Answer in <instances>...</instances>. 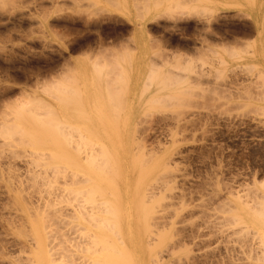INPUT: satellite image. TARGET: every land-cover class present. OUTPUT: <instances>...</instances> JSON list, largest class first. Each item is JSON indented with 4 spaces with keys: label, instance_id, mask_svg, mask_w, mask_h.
Returning <instances> with one entry per match:
<instances>
[{
    "label": "rangeland",
    "instance_id": "obj_1",
    "mask_svg": "<svg viewBox=\"0 0 264 264\" xmlns=\"http://www.w3.org/2000/svg\"><path fill=\"white\" fill-rule=\"evenodd\" d=\"M111 1L0 0V94L7 90L0 96V264H26V258L36 263L32 226L41 220L56 230L47 235V241L55 235L46 245H54L48 249L50 261L66 264L67 239L72 236L66 222L72 220L69 202L81 199L80 193L73 195L74 189H93L95 198L102 200L100 195L106 194L111 202L116 192L121 195L117 209L133 221L131 234H123L128 244L133 239L131 251L122 248L135 252L133 264H264V230L246 217L264 210V75L258 74L264 68V10L250 11L261 23L259 30L242 10H234L237 16L231 18L221 13L210 21L213 29L204 28L212 31L206 36L217 35L211 38L215 41L208 38L211 45L221 46L216 56L254 73L218 91L212 76L179 83L174 74L195 77L192 66L179 58L163 65L171 74L152 71L148 83L147 78L144 83L115 82L125 68L128 76L123 78L131 79L135 64L164 59L157 38L169 39L179 28L190 37L196 21L162 17L151 22H156L153 29L149 23V32L157 37L150 41L151 52L150 43L142 48L131 40L127 30L134 25L102 9ZM96 18L97 25L85 24ZM203 35H193L194 47H201ZM42 90L54 92L58 105L64 103L66 121L61 109L31 102L28 94ZM104 113L126 121L97 124ZM94 116L97 123L90 124L88 118ZM120 175L127 180L119 181ZM146 204L152 207L145 209ZM242 209L247 212L242 214Z\"/></svg>",
    "mask_w": 264,
    "mask_h": 264
},
{
    "label": "bare ground",
    "instance_id": "obj_2",
    "mask_svg": "<svg viewBox=\"0 0 264 264\" xmlns=\"http://www.w3.org/2000/svg\"><path fill=\"white\" fill-rule=\"evenodd\" d=\"M42 5V4H41ZM107 8H102V9H106L107 12L109 13H113V15L115 14H118L121 16H123L126 21L128 22V24H132L134 25L133 28L131 30H127V32L129 31V33H131V40H133L134 42H137L139 43L142 48L150 43V47H151V44L152 42L154 41L155 38L157 37H154L151 35V31L149 32V26L151 24V22H154L156 21L157 19L159 18H162V17H166L169 18V19H174V21L178 18H182L181 16H183V18H186V17H189V18H195V21L194 22L195 26L192 25L193 27L190 26V28H192L191 30L189 29L188 31H191V36L186 38V34L183 35L185 37L182 36L184 32L183 29L180 30V35L182 38L181 39H178L177 41H172L170 39H166V40H162L160 39L161 37L159 36L157 38L158 42L156 44V48L157 49H161L163 52H164V56H161L162 59L161 61L159 60H156V59H151L149 58L150 60H148V62L146 63H137L135 64V66L133 67L132 71H133V74L132 75H135V77H132L131 79H127L126 77V80L123 78V75H125L127 72H126V68L124 70H122V76L120 78H117L116 80H114L115 82H120L119 83H126V81L130 80V82H133V83H139L141 82V80H144L143 82L141 83H144L146 82L145 79L147 80V83L148 81L150 82V76L149 74H152L154 71L155 72H159L162 70L164 72H167L169 74H171L170 72V69L168 68H165V69H162L164 68L163 65H166L167 60L169 61V59H183V61L185 60L188 64H190V66H192V68L194 70H192V73H193V76L195 75L194 78L191 77V75L189 74L188 75H183L182 73L180 74H174L175 76H177V79H178V76L179 78L183 79L184 77H186L185 79H183V81L180 82V79L179 80V83H184V84H187L190 83V80L191 79H195L197 81H201L203 82V77L204 78H207V77H213L214 79V86L213 88L220 91L221 90H225L228 89L229 87L231 86H234V84L236 83H239L238 81L240 80H244V78H246V76L248 77L249 75H252L254 74L251 70L247 69L245 65H242V64H237V63H233L232 60H228L226 57H222V56H216L217 52H216V49H218V45L217 44H212L211 45V41L210 39H214V36L209 35V36H206L208 35L210 32L212 33V31H209L208 33V30L206 31L207 29V26H210L209 23L210 21L213 19V20H217V17L220 16L221 13H229V17L231 18L232 16H237L236 13H234V10H242L243 13H245V16L246 17H249L248 19H251V22L254 23L255 27L259 30L260 27H261V23L258 22V20L256 18H251V15H250V11H263L264 10V0H112L110 2V4L108 3V5H106ZM101 9V10H102ZM44 11V10H43ZM42 11V12H43ZM105 11V12H106ZM241 11V12H242ZM48 12V11H46ZM231 12V13H230ZM239 12V11H238ZM53 13V11L51 12ZM50 13V14H51ZM242 13V14H243ZM43 14V13H42ZM47 14V13H46ZM49 12H48V15H50ZM232 14V15H231ZM238 14V13H237ZM44 15V14H43ZM42 15V16H43ZM228 15V14H227ZM46 16V15H45ZM101 16V15H100ZM112 16V15H111ZM117 16V15H116ZM185 16V17H184ZM44 17V16H43ZM48 17V16H47ZM107 17V16H106ZM221 17V16H220ZM224 17H228V16H224ZM41 18V17H40ZM46 18V17H45ZM43 18V19H45ZM109 18V16H108ZM111 18V17H110ZM114 18V17H113ZM237 18V17H236ZM240 18V17H239ZM102 17H99V21L101 20L102 21ZM220 19V18H218ZM229 19V18H228ZM114 20V19H113ZM117 20V19H116ZM44 21V20H43ZM86 21V20H85ZM91 21V20H90ZM98 21V18H96L95 20H92V22L87 23V21L85 22V24H91V25H95L96 22ZM158 21V20H157ZM181 21V20H180ZM179 21V22H180ZM221 21V20H220ZM84 22V21H83ZM227 22V21H226ZM100 23V22H98ZM150 23V24H149ZM178 23V22H177ZM176 23V24H177ZM211 23H213L211 21ZM216 23V22H215ZM241 23V22H240ZM156 25V22L153 23V25ZM161 24V23H159ZM165 24V23H164ZM181 24V23H180ZM42 25V24H41ZM97 25V24H96ZM152 25V24H151ZM150 25V26H151ZM152 25V29L153 26ZM158 25V24H157ZM175 25V23H174ZM248 26V24H246ZM245 25V26H246ZM161 26V25H160ZM164 26V25H163ZM170 26V25H169ZM179 27L181 25H178ZM177 26V27H178ZM213 26V24H212ZM212 26H210L212 28ZM149 27V28H148ZM159 27V26H157ZM165 27V26H164ZM173 28H175V26L172 25ZM176 27V29H177ZM187 27V26H186ZM208 27V28H210ZM89 28V27H88ZM206 28V29H204ZM119 29V28H118ZM128 29V28H127ZM160 29V28H159ZM175 29V31H177ZM185 29V28H184ZM213 29V28H212ZM151 30V29H150ZM204 30L206 32V34L204 33ZM153 31V30H152ZM187 31V29H186ZM119 32V31H118ZM156 32V31H155ZM161 32V31H160ZM242 33H245L247 32V28H243L241 30ZM154 33V31H153ZM203 33L204 35L202 36V39H201V42L203 43L201 45V47L197 48V47H194L193 46V43H194V38L193 35H197V34H201ZM208 33V34H207ZM216 33V32H215ZM220 33V32H219ZM229 33V32H228ZM237 33V32H236ZM233 34V33H232ZM222 35V34H221ZM231 35V34H230ZM242 35V34H241ZM244 36V35H243ZM169 37V36H168ZM177 37V36H176ZM220 38L219 39H225L227 36H219ZM163 38V37H162ZM170 38V37H169ZM173 38V37H172ZM180 38V37H179ZM210 38V39H208ZM218 38V37H217ZM232 38V37H231ZM236 38V37H235ZM153 39V41H152ZM196 39V38H195ZM199 39V37H198ZM211 39V40H212ZM233 39V38H232ZM238 39V38H237ZM101 40H102V37H101ZM156 40V39H155ZM86 41V40H85ZM152 41V42H150ZM210 41V42H209ZM212 41H215V40H212ZM238 41V40H237ZM99 42V41H98ZM84 43V42H83ZM102 44V42H100ZM196 43V42H195ZM98 44V43H97ZM154 44V43H153ZM78 47L77 48H82L81 46L82 45H77ZM86 48L89 49L91 47V43L87 42L86 43ZM170 47L169 49L167 47ZM101 47V46H100ZM149 47V46H148ZM149 47V48H150ZM154 47V45H153ZM215 47V48H214ZM73 49L75 47H72ZM128 50H130L129 46L126 45V47ZM159 49V51H160ZM172 49V50H171ZM99 50V49H97ZM103 50V49H102ZM151 52L153 51L152 50V47L151 49ZM185 50V51H184ZM101 50H99L100 52ZM126 51V50H125ZM132 51V50H130ZM160 51V52H162ZM184 51V52H183ZM54 52V51H53ZM98 52V51H97ZM158 52V51H157ZM131 53V52H130ZM133 55H134V52L132 51ZM145 53V52H144ZM155 53V52H154ZM153 53V54H154ZM219 53V52H218ZM229 53V52H228ZM117 54V53H116ZM166 54V56H165ZM168 54V55H167ZM220 54V53H219ZM109 55H114V53H109ZM109 55H106V56H103V59H105L106 57H109ZM123 55V53H122ZM122 55L120 57H122ZM236 56H239V53H236L235 54ZM118 56V55H117ZM215 56V57H214ZM229 56V54L227 55V57ZM134 57V56H133ZM160 57V58H161ZM108 59V58H106ZM105 59V60H106ZM123 58H121L122 60ZM120 62V61H119ZM119 62H117L119 64ZM122 64L120 63V66ZM168 65V64H167ZM187 65V64H186ZM129 66V67H128ZM128 69L130 68L131 70V67H130V63L128 65ZM142 66H146L147 68L145 70H143L144 68ZM125 67V64L124 66L122 65V68ZM168 67V66H167ZM36 68V67H35ZM110 71V70H109ZM129 71V70H127ZM119 72V71H118ZM151 72V73H150ZM107 73H110V72H107ZM144 73V76H142V74ZM114 74H115V71H114ZM146 74V75H145ZM258 74L259 75H264V68L263 69H259L258 70ZM116 75V74H115ZM119 75H120V72H119ZM127 75V74H126ZM149 75V76H148ZM153 75V74H152ZM184 77H183V76ZM128 76V75H127ZM188 76V77H187ZM108 77H109V74H108ZM117 77V76H116ZM152 77V76H151ZM154 77V76H153ZM191 79H190V78ZM123 78V80H122ZM175 78V77H174ZM107 79V78H106ZM111 79V78H110ZM161 79V78H159ZM157 79V80H159ZM176 79V78H175ZM174 79V80H175ZM109 80V78H108ZM165 80V79H164ZM162 80V81H164ZM178 80H176L178 82ZM246 80V79H245ZM113 81V82H114ZM161 81V82H162ZM199 81V82H200ZM152 82V81H151ZM193 82V81H192ZM110 83V82H109ZM116 83V84H117ZM118 83V84H119ZM122 83V84H123ZM178 83V84H179ZM151 84V83H150ZM149 84V85H150ZM153 84V83H152ZM242 84V83H241ZM115 85V83L113 84ZM120 85V84H119ZM148 85V84H147ZM155 85V84H154ZM190 85V84H189ZM117 86V85H115ZM118 87V86H117ZM11 90V89H10ZM4 91V90H3ZM7 90H5L4 92H1L0 96L2 95L4 97L3 94H7L6 93ZM215 91V90H214ZM228 91V90H227ZM31 102L37 106H43L45 108H59L61 109V106L64 104H57V100L59 99V97L54 93V92H50V91H47V90H42L41 92H30L28 94ZM60 102V101H59ZM63 102V101H61ZM64 108V107H63ZM92 109V108H91ZM97 109V108H96ZM95 109V110H96ZM94 110V111H95ZM78 111V110H77ZM98 111V110H97ZM73 112V111H72ZM75 112V111H74ZM80 112V111H79ZM99 112V111H98ZM97 112V113H98ZM122 112V111H121ZM61 113V117L63 116L62 119H65L64 121H66V117H64V115H66L65 113H67L65 111V109H61L60 111ZM102 113V112H100ZM99 113V114H100ZM77 114V113H75ZM93 114V113H92ZM98 114V115H99ZM119 114V113H118ZM125 114V113H124ZM81 115V114H80ZM85 116V115H84ZM93 116V115H92ZM96 116V115H95ZM94 116V118H95ZM103 115L101 114V117ZM119 117V115H117ZM150 116V115H149ZM70 117V116H69ZM74 117H77L74 115ZM81 117V116H79ZM78 117V118H79ZM83 117V116H82ZM97 117V116H96ZM100 117V119H101ZM111 117V116H110ZM114 117V116H113ZM118 117H115V118H118ZM126 117V116H125ZM73 118V117H72ZM112 119H109V116L107 117L106 114L104 113V120H98V123H97V119H90L88 118V120L90 121V124L91 122H95V124H100V122H103L104 123H111V125L114 123H118V122H124L126 121L125 120H119V119H116L115 120ZM83 119V118H81ZM70 120V119H69ZM68 120V121H69ZM73 119H71L70 121H72ZM119 120V121H118ZM82 121V120H81ZM85 122V121H84ZM87 122V121H86ZM127 122H130V121H127ZM155 122V121H154ZM65 123V122H64ZM126 124V123H125ZM70 125V124H69ZM68 125V126H69ZM105 126V125H104ZM114 126V125H113ZM103 127V125L101 126ZM116 127V126H115ZM118 128V126H117ZM104 151V150H103ZM108 151V150H106ZM101 152V151H100ZM109 152V151H108ZM105 153V152H104ZM107 153V152H106ZM107 159V158H106ZM119 169H120V164H119ZM118 169V170H119ZM104 172V171H103ZM120 172V171H119ZM132 175V174H131ZM116 177V176H115ZM119 177V181L122 179H124L125 181L127 180V176L124 177V176H117V178ZM112 181H115V180H112ZM123 182V181H122ZM102 183H105V182H102ZM107 183V182H106ZM109 186L108 188H110V182H108ZM123 184V183H122ZM139 184V183H137ZM106 186V185H105ZM105 186L102 185V187L104 188ZM113 186V185H112ZM111 186V190L114 191V187ZM135 186V185H134ZM137 186V185H136ZM101 187V188H102ZM118 187V186H117ZM126 187V186H125ZM129 188V186H127ZM139 187V186H138ZM107 188V189H108ZM116 188V187H115ZM106 189V190H107ZM133 189H136V188H133ZM103 190L104 192V189H101ZM110 190V191H111ZM119 189H117L118 191ZM125 190V188H124ZM137 190V189H136ZM153 190V188H152ZM100 191V189H99ZM126 191V190H125ZM138 191V190H137ZM151 191V190H150ZM102 194H104L102 191H100ZM120 192V191H119ZM127 192V191H126ZM149 192V191H148ZM153 192V191H152ZM78 194L79 193L81 194V199L79 200L80 202L78 203V197H76V204L74 203H71L69 202L71 205V210L69 209L67 211V215L70 216L69 219H72L70 222L66 221L67 223H69V233L71 232L72 234H69L71 237L67 239V243H70L69 246H66L67 249H65V251H67L64 255H65V258L66 259V264H133V260H132V255L133 257L136 256L135 252L132 250V254L129 253V251H124V248H127L126 250H129L131 251V243H133V239L130 238V244H128L129 242V238H127L131 233L129 232V228L131 227L130 226V221H132L131 219L129 220V213L126 215L125 214H121L120 210H118L120 208L119 204L122 203H119V201H117L118 199L121 198V195L120 198L117 197L118 194L116 192V195H112V197H115L116 198V201H115V198L113 200V202H111L109 199L111 198H107L108 196L105 194L106 197H101L102 200L98 199V198H95V195L93 196L94 194V190L93 189H74L73 190V195L75 196V194ZM107 193V192H106ZM154 193V192H153ZM115 194V192H114ZM130 194V193H129ZM143 194V193H142ZM86 195V196H85ZM134 195V193H133ZM138 195V194H137ZM149 195V194H148ZM110 196V195H109ZM136 196V195H134ZM139 196V195H138ZM151 196V195H150ZM83 197V198H82ZM103 198H105L103 200ZM118 198V199H117ZM140 198V197H139ZM138 198V199H139ZM142 198V196H141ZM140 198V199H141ZM143 198L144 195H143ZM113 199V198H112ZM136 199V198H135ZM127 200V199H126ZM129 200V199H128ZM142 201V200H141ZM144 201V199H143ZM142 202L139 203L140 207L143 206L142 205ZM146 201V200H145ZM144 201V202H145ZM89 203V206H87L86 204ZM115 203V205L113 204ZM117 203V205H116ZM136 203V201H135ZM146 203V202H145ZM68 204V203H67ZM137 204V203H136ZM127 203H124V208L121 210L122 213L123 211L125 210V207H126ZM118 206V207H117ZM138 206V204H137ZM136 206V208H137ZM145 209H148L149 207H152V206H148L147 204L145 205ZM135 207V205H134ZM138 207V208H140ZM148 207V208H147ZM54 208V207H53ZM67 209L69 208V206L66 207ZM118 208V209H117ZM152 209V208H151ZM53 210V209H52ZM141 208H140V212H141ZM54 211V210H53ZM60 211V210H59ZM58 211V212H59ZM71 211V215L69 214ZM135 211H137V209H135ZM148 211V210H147ZM260 211V210H259ZM46 214H47V210L45 211ZM57 212V213H58ZM120 212V214L118 213ZM125 212V211H124ZM247 211L245 209H242V214L246 213ZM49 213H50V210H49ZM52 213V212H51ZM57 213H54L55 217H56V214ZM61 213V212H60ZM131 213V212H130ZM135 213H138V212H135ZM152 213V212H151ZM150 213V214H151ZM53 214V213H52ZM147 214V213H146ZM49 215V214H47ZM46 215V216H47ZM58 215V214H57ZM66 215V213H65ZM136 215V214H135ZM50 216V215H49ZM59 216V215H58ZM142 216V215H140ZM152 216V215H151ZM154 216V215H153ZM156 216V215H155ZM162 216V215H161ZM137 217V216H135ZM147 217V216H146ZM145 217V219H146ZM240 218H242L241 216H239ZM246 217H248V219L252 222H254L255 224H259L260 226H262L263 230H264V210L262 209L261 212H257V213H253V214H250L248 213L246 215ZM42 218V217H41ZM40 218V219H41ZM58 218V217H57ZM61 218V217H60ZM143 218V217H142ZM153 218V217H152ZM159 218V217H158ZM135 219V218H134ZM137 219V218H136ZM140 219V218H139ZM155 218H153V221H154ZM157 219V217H156ZM161 219V217H160ZM53 220V218H52ZM51 220V221H52ZM59 220V219H58ZM75 220H78L79 223H82L83 225L80 226L79 223H74ZM143 220V219H142ZM44 223H42V222ZM41 221H35L37 223H35L32 227H33V233H34V237L36 238V252L38 253V258H36V263L32 260H29L26 258L27 262L30 263V264H50V260H52L50 258V252L51 250H48V249H51L53 246L51 245L50 248H47L46 249V245L47 247H49L48 245V241L50 240L51 242V239L55 236V235H52V238L51 239H48L47 241V235H48V238H49V235L50 234H53L55 232L52 233L54 229H52L51 231V224H50V227L49 228H46V226L48 224H45L46 222L41 220ZM138 221V220H137ZM140 221V220H139ZM149 221V219H148ZM162 221V220H161ZM160 221V222H161ZM61 222V219L60 221ZM65 222V221H64ZM133 222V221H132ZM131 222V223H132ZM143 222V221H142ZM151 222V221H149ZM156 222V221H154ZM159 222V223H160ZM33 223V222H32ZM58 223V222H57ZM123 223V225H122ZM154 224V223H153ZM158 224V223H157ZM60 225V224H58ZM62 225V224H61ZM68 225V224H67ZM134 225V224H132ZM136 225V224H135ZM141 225V224H140ZM150 225V224H148ZM30 226V225H29ZM49 226V225H48ZM63 226V225H62ZM61 226V227H62ZM66 226V225H64ZM63 226V228H65ZM146 226H147V223H146ZM31 227V229H32ZM133 227V226H132ZM145 227V226H144ZM148 227V226H147ZM135 228V227H134ZM136 230H138V227L136 226ZM141 228H142V225H141ZM149 228V227H148ZM147 228V230H148ZM57 229H59L57 227ZM151 229V227H150ZM45 230H48L47 232H45ZM64 230V229H63ZM142 232H143V229H141ZM56 231V230H55ZM60 231V230H58ZM66 231V232H67ZM139 231V230H138ZM65 232V233H66ZM137 232V231H136ZM148 232V231H147ZM150 233H153L151 232V230L149 231ZM30 233V231H29ZM32 233V234H33ZM57 233V232H56ZM145 233V232H143ZM60 234V232H59ZM74 234V235H73ZM123 234H126L123 236ZM29 235V234H28ZM27 235V236H28ZM57 235V234H56ZM62 235V234H61ZM60 235V237H61ZM155 235V234H154ZM153 235V236H154ZM64 236V235H63ZM128 240V242H126V238ZM144 236V234H143ZM29 237V236H28ZM57 237V236H56ZM66 237V236H65ZM69 237V236H68ZM151 237V236H150ZM147 238V237H146ZM34 239V238H33ZM33 239H31L33 241ZM54 239V238H53ZM59 239V237H58ZM66 239V238H65ZM70 239V240H69ZM140 239V238H139ZM155 239V238H154ZM60 240V239H59ZM63 240V239H62ZM28 241V240H27ZM31 242V241H30ZM59 243V241H57ZM149 242V241H147ZM35 243V242H34ZM33 243V244H34ZM55 243V242H54ZM145 243V242H144ZM64 244V243H62ZM66 244V243H65ZM147 245V243H146ZM145 245V246H146ZM59 246V245H58ZM57 246V247H58ZM65 246V245H64ZM34 247V246H33ZM147 247V246H146ZM150 247V246H148ZM64 248V247H62ZM133 248V247H132ZM145 248V247H144ZM56 249V248H55ZM147 249V248H146ZM262 250V249H261ZM53 251V250H52ZM55 251V250H54ZM149 250H147L148 252ZM152 251V250H151ZM26 252H29V251H26ZM59 252V251H57ZM56 252V253H57ZM128 252V253H127ZM261 252L264 253V250H262ZM149 253V252H148ZM25 254V253H24ZM30 253H28L27 256H30L29 255ZM55 254V253H54ZM59 254V253H57ZM56 254V255H57ZM61 254V253H60ZM155 254V253H154ZM153 254V256H154ZM53 255V254H52ZM63 255V256H64ZM156 255V254H155ZM262 255V254H261ZM148 256V255H147ZM26 257V255H25ZM56 256L53 258L55 260ZM62 258V256L60 257ZM156 258V257H155ZM152 259V258H150ZM20 260V259H19ZM149 260V258H148ZM154 260H157V259H154ZM15 261V260H14ZM31 261V262H30ZM56 261V260H55ZM58 262V261H57ZM139 262V261H138ZM149 262V261H148ZM155 262V261H154ZM10 263V262H9ZM18 263V261H17ZM26 263V264H28ZM150 263V262H149ZM148 263V264H149ZM25 264V263H23ZM52 264H54L52 262ZM153 264V262L151 263Z\"/></svg>",
    "mask_w": 264,
    "mask_h": 264
},
{
    "label": "flooded vegetation",
    "instance_id": "obj_3",
    "mask_svg": "<svg viewBox=\"0 0 264 264\" xmlns=\"http://www.w3.org/2000/svg\"><path fill=\"white\" fill-rule=\"evenodd\" d=\"M180 34H181V33L177 32L175 35H172L169 39L172 40V41H175V40L177 41L178 39H181V40H182V38L185 37V36L182 35L183 37H181ZM176 36H177V37H176ZM172 37H173V38H172ZM179 37H180V38H179ZM186 38H188V36H186Z\"/></svg>",
    "mask_w": 264,
    "mask_h": 264
}]
</instances>
